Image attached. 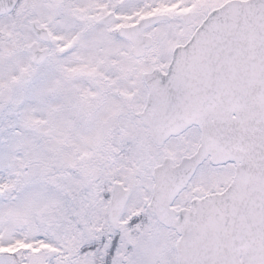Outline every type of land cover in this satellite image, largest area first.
<instances>
[{
	"label": "snow or ice",
	"instance_id": "6c2138e0",
	"mask_svg": "<svg viewBox=\"0 0 264 264\" xmlns=\"http://www.w3.org/2000/svg\"><path fill=\"white\" fill-rule=\"evenodd\" d=\"M0 264H264V0H0Z\"/></svg>",
	"mask_w": 264,
	"mask_h": 264
}]
</instances>
